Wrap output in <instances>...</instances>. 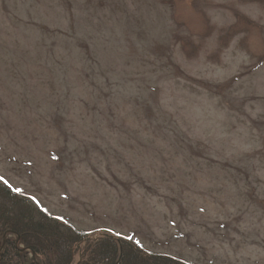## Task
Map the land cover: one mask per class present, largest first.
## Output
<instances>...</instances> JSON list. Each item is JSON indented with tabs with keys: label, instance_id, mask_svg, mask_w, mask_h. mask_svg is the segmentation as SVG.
<instances>
[{
	"label": "rangeland",
	"instance_id": "374dc122",
	"mask_svg": "<svg viewBox=\"0 0 264 264\" xmlns=\"http://www.w3.org/2000/svg\"><path fill=\"white\" fill-rule=\"evenodd\" d=\"M0 181L91 238L264 264V0H0Z\"/></svg>",
	"mask_w": 264,
	"mask_h": 264
},
{
	"label": "trees",
	"instance_id": "16d2710c",
	"mask_svg": "<svg viewBox=\"0 0 264 264\" xmlns=\"http://www.w3.org/2000/svg\"><path fill=\"white\" fill-rule=\"evenodd\" d=\"M0 198L15 203L19 210L14 213L0 205V264H189L149 253L130 239L104 235L95 239L63 228L41 209L37 221L32 201V205L25 203L6 182L0 181Z\"/></svg>",
	"mask_w": 264,
	"mask_h": 264
}]
</instances>
